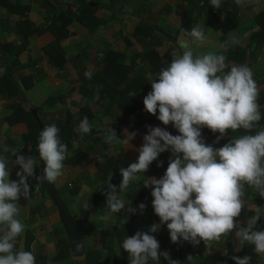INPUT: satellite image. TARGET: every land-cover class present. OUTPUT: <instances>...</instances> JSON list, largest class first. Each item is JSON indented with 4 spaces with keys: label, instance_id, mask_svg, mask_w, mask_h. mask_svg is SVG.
<instances>
[{
    "label": "crops",
    "instance_id": "crops-1",
    "mask_svg": "<svg viewBox=\"0 0 264 264\" xmlns=\"http://www.w3.org/2000/svg\"><path fill=\"white\" fill-rule=\"evenodd\" d=\"M198 7L200 12L187 15L185 0H0V45H4L0 46V144L12 139L18 155L32 156L30 145L25 147L22 137L31 129L29 114L34 110L39 112L44 125L55 120L67 123L72 134V147L67 155L80 149L86 156L74 166L64 165L63 175L54 184L57 191L69 192L67 200L61 199L68 210L69 205L73 208L74 218L83 216L84 205L98 196V189L108 191L110 181L117 186L120 198L128 203L121 211L132 215L127 209H136V233L149 232L153 224H160L152 208V188L143 187L142 178L160 179L168 167L171 152L161 153L152 162L162 164L161 167L150 164L147 172L137 174L141 180L133 181L122 193H119L120 169L138 160V149L149 128L160 127L174 136L179 134L171 124L165 126L157 119L158 110L156 115L147 113L143 99L151 91L150 79H156L161 70L160 63H170L172 56L182 55V39L188 40L194 55L214 52L227 57L228 48L240 49L233 50V58L225 71L232 65L247 64L253 70L254 79L262 81L257 84L261 120L256 127L251 132L229 130L219 143H216L219 133L204 127L201 129L204 143L220 148L232 138L264 129V15H258L264 12V0H243L241 4L235 0H221L219 9L213 8L210 0H199ZM207 10H212L219 20L226 13L232 14L233 19L227 21L233 27L221 36L204 24ZM23 20L38 31L29 36L24 47L21 40L30 27L23 24ZM197 25L204 31L203 43H193L190 37L183 35L182 29L191 31ZM256 34L258 39L254 38ZM59 37L60 55L47 50ZM8 67L12 76L5 78L3 75ZM86 72L94 77L89 79L86 92L82 93L81 79ZM84 117L88 118L91 131L82 135L77 128ZM111 128L121 140L125 139L124 129L135 132L131 146L124 147L115 141L106 143L104 137ZM73 141L77 142L75 147ZM15 160L12 156L8 165L10 179L14 181L19 179L16 173L21 171ZM100 170H104L103 177ZM30 186V198L26 200L21 196L17 201L20 206L17 218L25 225V231L16 244L18 250H23L26 231H29L30 251L36 257V264H83L86 251L97 254L99 264L129 261L128 253L119 247L116 234L122 224L117 218L121 211L109 213L93 206L87 231L80 235L84 256L74 259L68 246L69 257L54 262L58 241L66 236L48 193ZM73 190H76L74 194ZM140 195L143 196L140 198ZM242 199L245 204L236 218L237 229L246 226L252 215H258L260 220L255 230H264V198L245 185ZM141 203L146 206L142 212L138 207ZM95 209L98 213H94ZM102 216L108 218L101 219ZM166 230L167 226L161 225L159 231L149 234L158 240L160 252L166 251L163 242L167 241L168 245H173L171 252L176 255L182 243L186 251L179 264H202L203 259L213 255L216 258L211 264L217 261V264H234L232 257L247 255L251 257L250 264H264V254H256L254 246L248 243L241 245L235 230L219 241L206 245L201 241L195 246L182 240L173 244ZM188 256L193 259L189 261ZM164 260L161 256L159 264H168ZM149 264L155 262L149 261Z\"/></svg>",
    "mask_w": 264,
    "mask_h": 264
},
{
    "label": "clouds",
    "instance_id": "clouds-1",
    "mask_svg": "<svg viewBox=\"0 0 264 264\" xmlns=\"http://www.w3.org/2000/svg\"><path fill=\"white\" fill-rule=\"evenodd\" d=\"M235 2L241 4L243 0ZM210 4L219 9L221 0H210ZM182 31L193 43H203L206 39L198 25L191 31ZM180 45L184 49L182 55L172 56L157 78L150 79L151 91L143 99L147 113L156 115L158 110L157 119L165 126L171 124L179 134L174 136L160 127L149 128L138 149V160L120 169L119 193H122L133 181L141 180L137 174L147 172L161 153L171 152L168 167L160 179L142 178L143 187L152 188V208L160 224H153L149 232L138 231L127 236L121 247L128 253L129 264H149V261L159 264L161 256L168 264H179L170 259L167 251L160 252L158 240L149 234L166 225L173 244L182 240L194 246L201 241L206 245L235 230L241 245L248 243L254 246L256 254H264V230H255L260 217L252 215L246 226L238 229L236 222L245 204L242 199L245 185L264 198V129L232 138L220 148L206 145L201 139L204 127L219 133L216 143L229 130L251 132L256 127L261 113L257 103L259 87L253 70L244 64L232 65L226 72L229 65L225 55L214 52L194 55L188 40L182 39ZM91 76V72L85 73L86 78L91 79ZM77 131L82 135L91 131L87 117L81 120ZM58 132L52 124L39 133L37 150L44 163L42 174H36L34 157L26 158L11 149L15 164L21 169L16 173L19 179L11 180L9 161L0 157V264H36L33 252L16 250V240L25 231V225L17 218L20 213L17 201L21 196L26 200L30 198L29 178L55 183L63 175L67 145L61 143ZM124 135L125 139H119L111 128L104 139L109 144L115 141L130 147L136 133L124 129ZM76 145L73 141V147ZM4 151L9 149L5 147ZM107 190L109 213L124 210L128 203L117 194V186L109 181ZM84 207L89 208V205ZM138 207L142 212L146 206L141 203ZM127 211L135 214L136 209L129 207ZM187 259L193 258L188 256ZM232 259L234 264H250L251 257L234 256Z\"/></svg>",
    "mask_w": 264,
    "mask_h": 264
},
{
    "label": "trees",
    "instance_id": "trees-1",
    "mask_svg": "<svg viewBox=\"0 0 264 264\" xmlns=\"http://www.w3.org/2000/svg\"><path fill=\"white\" fill-rule=\"evenodd\" d=\"M185 2L188 5L187 15H191L197 10H199V12L201 11V8L198 7L199 6V0H185ZM202 10H203V8H202ZM205 13H206V10H205ZM258 15H264V12H261ZM233 17L234 16L232 14L226 13L225 17L222 20H219L216 18V15H214V12L212 10H207V15H205L204 24L208 27H212L214 30L219 32V34L221 36H223L229 29H231L233 27V24H229L227 21L228 19H233ZM22 23L27 24L30 27V29L23 35L22 40H21V45L24 47L25 44L28 42L29 36L33 35L35 33H38V31L36 29L32 28V26L30 24H28L27 20H23ZM258 36L259 35L256 34V36H254V38L258 39ZM60 38L61 37H59L54 42L53 45L49 46L47 48V50L51 51V52H55V53L60 55L61 54V51L59 49ZM0 46L3 47L4 45H0ZM228 49H229V51H228V55L226 57V63H228L230 60H232L233 50H235V51L239 50L240 51V49L232 48V47L228 48ZM241 51H243V50H241ZM62 60H63V58H62ZM63 61H65V59ZM160 64H161V66H160L161 69L167 66L166 63H160ZM3 76L5 78H10L12 76V73L10 71V67L7 68V70ZM93 77L94 76L91 77V80H93ZM88 80L89 79L86 77L81 79L80 91L82 93L86 92L85 88L88 87V83L90 82V80L89 81ZM255 81L257 82V84H260L259 82H262V81H257V80H255ZM263 83H264V80H263ZM92 84L94 86V82H92ZM118 102L119 101H117V103ZM120 108L125 109V107H120ZM29 115H30V118L32 121V126L30 127L31 129L29 130V133L22 137V141H23V144L25 147L29 146V145L31 147L30 154L36 158L37 163H36L35 167H36V174L38 175L39 174V158H38V154H37V143H38L39 132H38L37 123H36L33 115L32 114H29ZM52 124H55L56 127L59 129L58 138L60 139L61 143H64L67 145V151L70 150L72 147V134H71L70 126L67 123H63L59 120H55L54 122L49 123V124L45 123V126L52 125ZM5 147H7L9 149V151L5 152L4 151ZM11 149H14V142L12 139H5L4 141H2V143L0 144V157H4L6 160H8L10 162V160L13 156ZM87 150H88L87 152L91 151V149H87ZM85 156H86L85 152H83L80 149H75V151L71 152V156H68L66 154V159L63 163H64V165L74 166L75 164L80 162L82 159H84ZM158 164L162 165L160 163H153L150 166L151 167H158L157 166ZM159 167H161V166H159ZM100 172H101L100 173L101 176L104 175V170H100ZM164 173L165 172H163V174ZM103 179H105V178H103ZM39 189L42 192L47 193L44 189H42L40 187H39ZM75 191L76 190H73V191H71V193H73ZM97 194H98V199L94 204V208H99L101 210H105V211L107 210L108 211V209L106 207V195H105L104 189L103 190L98 189ZM142 196L143 195H140V198ZM119 214L120 215L117 216V218L121 220L122 224L120 225V229L117 231L116 234H117V240H118L119 247L122 249L121 245H122L123 240L127 236L131 237V236L136 234L137 217L134 214L126 215L123 211H121ZM166 233H168V230H166ZM25 239L26 240L24 243V249L23 250L30 251L32 238H31L29 231H26ZM166 242L167 241L163 242V245L166 248V251L169 253L170 259L181 262L184 259V254L186 251L184 245L182 243L180 245H178V248H179L178 253L176 255H173V253L171 252V250H172L171 248L173 245L172 244L168 245ZM177 244H179V243H177ZM57 245H58V252L53 257V260L54 261H56V260L62 261L64 259H66L67 257H69L70 254L68 251L67 239L64 237L62 240L58 241ZM16 250H18V244H16ZM96 255L97 254H95V253H92L90 251H86L83 264H99L98 262L100 259ZM215 256L216 255H213L209 258L206 257L205 259H203L202 264H211L210 262L216 258ZM164 261H165V263H168V261H166V260H164ZM217 263H218V261L215 264H217ZM114 264H117V261L114 262ZM123 264H129V261L123 260Z\"/></svg>",
    "mask_w": 264,
    "mask_h": 264
},
{
    "label": "water",
    "instance_id": "water-1",
    "mask_svg": "<svg viewBox=\"0 0 264 264\" xmlns=\"http://www.w3.org/2000/svg\"><path fill=\"white\" fill-rule=\"evenodd\" d=\"M32 115L37 123L38 132L40 133V131L43 130L45 125L41 121L39 112L37 110H34L32 112ZM38 142H39V137H38ZM37 154H38V150H37ZM38 158H39V154H38ZM43 167H44V163L39 159V174H42ZM28 183L33 186L40 187L48 193L49 198L51 199L53 205L56 207L58 211L59 222L62 225L65 236L67 238L71 256L74 259L82 258L84 256L85 249L80 239V235L87 231L88 220L93 210V206L98 199V196L95 195L92 197V199L88 204L89 208H86V211L81 218H74L71 216L65 202L61 199L54 183H47L46 181L41 183L36 181L34 178H29Z\"/></svg>",
    "mask_w": 264,
    "mask_h": 264
},
{
    "label": "rangeland",
    "instance_id": "rangeland-1",
    "mask_svg": "<svg viewBox=\"0 0 264 264\" xmlns=\"http://www.w3.org/2000/svg\"><path fill=\"white\" fill-rule=\"evenodd\" d=\"M58 192H59V195L61 196V198L65 199V200H67L70 197L69 192L65 189H59ZM69 211H70L71 216L73 217L74 212H73V208L70 205H69ZM94 213H98L96 209L94 210ZM56 261H58V260H56ZM67 264H69V263H67ZM72 264H76V262H72Z\"/></svg>",
    "mask_w": 264,
    "mask_h": 264
},
{
    "label": "built area",
    "instance_id": "built-area-1",
    "mask_svg": "<svg viewBox=\"0 0 264 264\" xmlns=\"http://www.w3.org/2000/svg\"><path fill=\"white\" fill-rule=\"evenodd\" d=\"M173 252V251H172Z\"/></svg>",
    "mask_w": 264,
    "mask_h": 264
}]
</instances>
